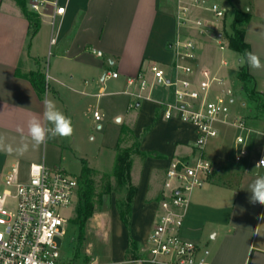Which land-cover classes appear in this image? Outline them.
<instances>
[{
  "label": "crops",
  "instance_id": "1",
  "mask_svg": "<svg viewBox=\"0 0 264 264\" xmlns=\"http://www.w3.org/2000/svg\"><path fill=\"white\" fill-rule=\"evenodd\" d=\"M30 1L27 0V6L32 10ZM46 1L43 14L37 12L41 20L39 29L32 35L30 21L17 0H0V138L14 149L11 153L0 150V190L13 163L30 165L44 160L42 150L46 142L33 147L27 126L36 116L48 127L43 120L45 99L53 100L56 106L60 103L74 116V110L81 106L83 99L105 95L109 99L103 102L99 120L112 116L120 122L118 139L126 126L140 138L141 150L160 155L143 158L138 173L132 170L137 191L130 228L122 222L116 209L118 214H113V219L117 215L118 222L114 224L113 220V230L110 214L100 208L95 214L97 232L113 243V253L117 250L116 255L113 254L117 257L115 262L141 264L144 259L153 261L146 258L150 255L143 249L146 257L127 259L129 237L146 248L159 211L168 166L173 160H193L201 151L196 146L198 133L194 125L182 121L178 114L171 118L164 116L162 103L174 101V87L156 84L150 66L157 63L169 76L188 77L195 83L200 78V71L207 69L222 78L221 82L214 83L212 95L220 93L225 84L222 66H212V71L208 67L201 68L199 62L193 63L195 72L185 74L174 67V43L178 38H191L202 43L214 40L220 49H224L229 46L227 36L233 30L228 33L224 27L218 30L217 36L211 35L213 27L200 16L208 9L195 5L194 0ZM53 2L65 6L64 13L57 15L55 26L50 16L56 8ZM181 7L188 8L189 20L185 24H179ZM198 19L202 24H196ZM233 19L234 15L231 24ZM247 34L246 29L245 39L252 52V41ZM53 37L56 41L52 44ZM49 49L53 50L51 56ZM94 49L103 54L99 55ZM198 49L196 46L195 53ZM44 58L49 59L50 71L43 69ZM227 62L225 58L221 60L222 64ZM18 68L22 72L40 68L50 75L44 97L37 94L29 79L18 75ZM248 69L256 86L264 81V68L254 70L248 66ZM114 71L119 73L118 77L107 75ZM139 72L145 75L148 86L141 91L143 97L137 98L127 91L139 92V87L131 86V89L127 77ZM95 88L98 91L95 92ZM260 118L245 116L244 124L261 128L264 135ZM98 127L101 128L102 123ZM21 128L23 133L18 131ZM216 136L204 146L202 153L205 157L215 152L213 140ZM238 136L241 135L233 139L235 160L220 156L217 163L212 161L214 173L188 194V202L182 209L185 216L183 235L201 248L209 249L206 258L211 264H264V205L250 203L251 193L248 191L256 177L264 176V167L256 168L257 161L264 154L254 161L243 157L236 159L246 139L243 137L244 141L238 142ZM22 143H28V150L20 155L15 149ZM160 175L157 188L156 178ZM164 259L154 262L166 263Z\"/></svg>",
  "mask_w": 264,
  "mask_h": 264
},
{
  "label": "built area",
  "instance_id": "2",
  "mask_svg": "<svg viewBox=\"0 0 264 264\" xmlns=\"http://www.w3.org/2000/svg\"><path fill=\"white\" fill-rule=\"evenodd\" d=\"M46 0H31V9L43 14ZM56 6L50 15L53 26L57 15L64 13L65 6ZM197 6H203L215 17H225L227 8L216 2L207 4V0H194ZM187 7L179 11V24H185L189 18ZM196 24H202L198 19ZM52 44L55 38H52ZM176 61L174 67L185 74H193L195 68L191 61L195 58L196 44L193 39L178 38L175 41ZM221 48H224L221 45ZM96 53L102 55L101 50ZM154 82L174 87V101L163 102L166 118L178 114L182 121L197 128L196 146L201 153L193 160H173L167 168L164 180V192L159 202V211L154 226L145 244L153 261L161 260L167 264H211L206 258L208 248H201L197 242L182 233L184 213L182 209L188 202V194L196 187L202 186L214 173L215 165L207 159L202 151L207 141L218 135L216 122L224 121L229 116V107L221 93H213L215 82L222 78L203 70V78L194 82L188 77H171L159 64L150 66ZM108 76L118 77L119 73L109 72ZM47 81L50 75L46 73ZM128 86L139 87L138 91L127 92L137 98L143 97L141 91L146 89L148 81L142 72L127 77ZM256 88L264 94V81ZM97 120L101 119L98 110L94 111ZM244 127L243 120H236ZM238 142L244 138L238 136ZM247 153L242 147L236 159ZM264 159L259 158L257 164ZM78 178L60 166H49L44 160L31 162L28 177L20 176L19 163H13L7 172L3 188L0 190V264H63L58 239L63 238L70 217L63 213L64 208L75 207L78 202ZM15 205L10 208L9 200ZM161 257V258H160Z\"/></svg>",
  "mask_w": 264,
  "mask_h": 264
},
{
  "label": "rangeland",
  "instance_id": "3",
  "mask_svg": "<svg viewBox=\"0 0 264 264\" xmlns=\"http://www.w3.org/2000/svg\"><path fill=\"white\" fill-rule=\"evenodd\" d=\"M212 2L226 7L228 12L226 17L217 18L209 10L202 11L200 16L204 20L207 19V24L213 27V31L212 33L210 32V34L217 36L218 30L224 29V27L228 33H231V21L235 12L237 10L250 11L251 18L245 24L248 33L247 36L252 41V52L257 54L261 61L264 60V0H207V4ZM195 42V44H197L196 46H199V49L195 53V58L190 60L191 63L199 62L201 68L208 67L211 70L213 69L212 66H222L225 84L222 86L223 90L220 93L226 99V104L229 107V116L226 117L224 121L216 122V125L219 127V133L215 137L216 139L213 140L215 152L212 154L208 153L206 158L215 163L218 162L220 156L224 158L227 157L230 161H234L235 148L233 139H236L239 134L246 138L245 142L242 143V146L247 150V153L243 155L244 160L254 161L255 158L264 154V135L262 134V129L259 127H250L246 124L244 127H241L237 123H234L236 122V118L244 121L248 113V100L242 90H240V83L236 77V72L240 64V54L229 46L220 49L214 40H207L206 43H202V41L199 40H195ZM52 52L53 50L51 49L49 52L50 56ZM223 58L228 61L227 64L221 63ZM48 61V58H44L43 69L45 72L50 71ZM261 63L264 64V61ZM199 77V80L203 78L202 70L199 73ZM132 87L130 88L132 89ZM96 91H98V88H95V92ZM98 96H90L87 100L83 99L81 106L78 107L77 110H74V116L71 112L67 113L66 108L59 103L56 107L71 119L74 132L71 136L66 138H53L50 136L46 140L42 152L44 153V160L47 165L60 166L68 173L75 176L81 173L83 159H86L91 167L98 170V173L94 175V179L98 189H100L103 185V174L111 173L114 169L120 122L112 116L105 118L104 121L94 119V110L97 109L101 113L104 100L109 99V97L105 95ZM78 101L81 100L79 99ZM244 102L246 105L243 104ZM259 121L264 124V118H260ZM99 123H102L101 128L98 127ZM48 127H50V125H48ZM209 141L211 142L212 138L209 139ZM134 159L136 160L135 164ZM134 159V169L132 164V170L138 173L144 159L140 154L134 155ZM19 167L20 176L26 179L28 177L29 164H20ZM157 177L158 188L161 182V175ZM132 182L134 183L133 179ZM124 195L125 191H113L105 195L102 202L97 204L95 213L86 222V238L79 252V256L75 255V252H78L76 251V237L79 229L77 225L71 221L75 216L77 204L75 207L63 209L64 215L70 217V222L66 227V235L58 239L61 255L64 260L63 264H127L115 262L117 257L113 256V254L116 255L115 252H117V250L115 249L113 253V243L111 244L109 240L104 239L103 236L97 232L95 217V214L100 208L102 211L108 212L114 230V224L118 222L116 221L117 215H115V220L113 219V214L117 213L116 200L118 197ZM9 205L10 208L15 205L14 199L9 200ZM144 257H146V255H144ZM146 258L151 259L149 257ZM141 264L167 263H156L144 259Z\"/></svg>",
  "mask_w": 264,
  "mask_h": 264
},
{
  "label": "trees",
  "instance_id": "4",
  "mask_svg": "<svg viewBox=\"0 0 264 264\" xmlns=\"http://www.w3.org/2000/svg\"><path fill=\"white\" fill-rule=\"evenodd\" d=\"M17 2L29 19L31 33L34 35L38 31L41 22L39 14L28 8L27 0H17ZM250 18L251 13L249 11L237 10L232 22L233 33L228 36L229 47L239 52L240 59L245 51L251 52V46L245 39V24ZM17 73L29 79L37 94L40 97H44L48 89V82L46 73L43 70L39 68L37 70L22 72L18 68ZM236 77L240 83V90H242L248 100V114L246 118H264V94L256 89V80L250 73L247 63H241L240 61ZM136 154H140L143 158L149 155H160L154 151L141 150L140 138L135 136L133 131L125 126L118 139L114 169L111 173L103 174V185L100 189H98L94 179V175L98 173V170L91 167L86 159H83L82 171L77 176L79 198L75 216L71 220L79 229L76 237V251H78L75 252L76 256H79V252L85 242L86 222L95 213L97 204L102 202L105 195L113 191H125L124 196L117 198L116 207L122 222L128 229L130 228L132 204L137 191V187L132 182L131 176L133 159ZM144 255L142 246L137 240L130 236L129 245L126 250V258L137 260L144 258Z\"/></svg>",
  "mask_w": 264,
  "mask_h": 264
},
{
  "label": "clouds",
  "instance_id": "5",
  "mask_svg": "<svg viewBox=\"0 0 264 264\" xmlns=\"http://www.w3.org/2000/svg\"><path fill=\"white\" fill-rule=\"evenodd\" d=\"M241 63H247L248 66L254 70L264 68V64L261 63L260 57L250 51H245L241 57ZM43 120L50 125V127H46L45 124H42L40 118L36 116H33L28 122V137H30L33 147H39L44 144L50 136L53 138H66L71 136L74 132L71 119L56 107L53 100H44ZM18 131L23 133L22 128L18 129ZM0 150H5L10 153L14 151L11 145L4 143L3 138H0ZM27 150L28 143H22L15 149L20 155H23ZM259 167H264V159L256 165V168ZM248 191L251 193L249 197L250 203L264 205V176L256 177L248 186Z\"/></svg>",
  "mask_w": 264,
  "mask_h": 264
},
{
  "label": "water",
  "instance_id": "6",
  "mask_svg": "<svg viewBox=\"0 0 264 264\" xmlns=\"http://www.w3.org/2000/svg\"><path fill=\"white\" fill-rule=\"evenodd\" d=\"M118 120H120V117H118Z\"/></svg>",
  "mask_w": 264,
  "mask_h": 264
}]
</instances>
